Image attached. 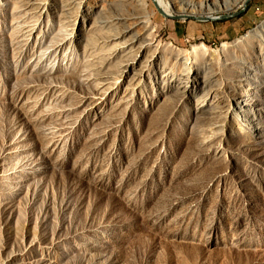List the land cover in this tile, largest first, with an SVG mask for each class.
<instances>
[{"label": "rangeland", "instance_id": "374dc122", "mask_svg": "<svg viewBox=\"0 0 264 264\" xmlns=\"http://www.w3.org/2000/svg\"><path fill=\"white\" fill-rule=\"evenodd\" d=\"M164 1L0 0V264H264V0Z\"/></svg>", "mask_w": 264, "mask_h": 264}, {"label": "bare ground", "instance_id": "6f19581e", "mask_svg": "<svg viewBox=\"0 0 264 264\" xmlns=\"http://www.w3.org/2000/svg\"><path fill=\"white\" fill-rule=\"evenodd\" d=\"M231 1V0H230ZM230 1L226 0L224 1V4L229 3ZM154 2L156 3V5L167 15V16H172V8L173 5L170 2H166L164 0H154ZM189 2V0H188ZM145 3V2H144ZM147 4V3H146ZM146 4H143V9L144 11H146ZM188 5V4H187ZM203 5V4H202ZM201 5V6H202ZM148 17V16H147ZM146 17V18H147ZM189 58H184V60L186 61V65H189L190 61L188 60Z\"/></svg>", "mask_w": 264, "mask_h": 264}, {"label": "water", "instance_id": "95a60500", "mask_svg": "<svg viewBox=\"0 0 264 264\" xmlns=\"http://www.w3.org/2000/svg\"><path fill=\"white\" fill-rule=\"evenodd\" d=\"M160 9V8H159ZM160 11L165 15V16H167L161 9H160ZM167 17H172V16H167Z\"/></svg>", "mask_w": 264, "mask_h": 264}]
</instances>
